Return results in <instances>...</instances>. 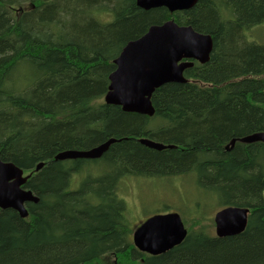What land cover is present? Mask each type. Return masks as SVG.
<instances>
[{
    "label": "trees",
    "instance_id": "obj_1",
    "mask_svg": "<svg viewBox=\"0 0 264 264\" xmlns=\"http://www.w3.org/2000/svg\"><path fill=\"white\" fill-rule=\"evenodd\" d=\"M169 20L212 36L209 62L157 89L152 117L107 104L114 60ZM262 25L264 0H199L174 13L137 0H0V156L31 174L39 198L26 218L0 212V264H264V143L240 142L264 133V44L247 37ZM110 139L100 159L56 160ZM190 174L221 209L248 208L246 230L213 235L197 204L200 229L163 254L139 251L119 183Z\"/></svg>",
    "mask_w": 264,
    "mask_h": 264
},
{
    "label": "water",
    "instance_id": "obj_2",
    "mask_svg": "<svg viewBox=\"0 0 264 264\" xmlns=\"http://www.w3.org/2000/svg\"><path fill=\"white\" fill-rule=\"evenodd\" d=\"M199 0H137V6L148 11L166 8L170 13L192 9ZM214 41L211 35L195 31L191 26H180L169 20L149 28L141 38L130 41L114 60L116 70L109 76V89L104 100L107 104L120 106L126 113L152 117L155 108L152 95L168 83L184 84V73L192 68L193 61L209 62ZM117 141L110 139L89 150H69L57 155L56 160L100 159ZM236 140L231 142L233 148ZM241 143H264V133L240 140ZM148 148L162 151L171 148L153 140L143 139ZM44 163L38 164V172ZM30 175L12 162L0 156V212L12 209L26 218L27 203H38L39 198L26 188ZM250 210L226 207L216 213L214 222L216 236L231 237L243 233L248 224ZM188 230L179 213L157 214L144 221L133 233L134 246L142 252L156 256L181 244Z\"/></svg>",
    "mask_w": 264,
    "mask_h": 264
},
{
    "label": "rangeland",
    "instance_id": "obj_3",
    "mask_svg": "<svg viewBox=\"0 0 264 264\" xmlns=\"http://www.w3.org/2000/svg\"><path fill=\"white\" fill-rule=\"evenodd\" d=\"M101 19L109 18L104 15ZM247 37L264 44V25L248 32ZM28 175L31 177L30 173ZM118 194L125 202L128 217L132 221V230L157 212H179L186 216L187 229L197 230L202 225L200 223L194 225L191 220L195 208L199 207L197 204H200L203 212L204 210L208 212L206 216L213 222L216 213L221 210L216 201L211 199L212 195L198 188L193 174L171 178L125 177L118 185ZM204 225L209 232L216 235L215 224L206 221ZM115 262V257L107 256L96 264H116Z\"/></svg>",
    "mask_w": 264,
    "mask_h": 264
},
{
    "label": "bare ground",
    "instance_id": "obj_4",
    "mask_svg": "<svg viewBox=\"0 0 264 264\" xmlns=\"http://www.w3.org/2000/svg\"><path fill=\"white\" fill-rule=\"evenodd\" d=\"M58 161H61V160H58ZM62 161H65V160H62Z\"/></svg>",
    "mask_w": 264,
    "mask_h": 264
}]
</instances>
